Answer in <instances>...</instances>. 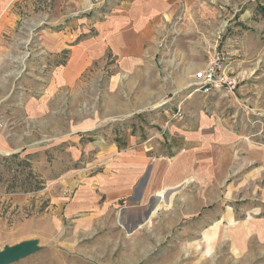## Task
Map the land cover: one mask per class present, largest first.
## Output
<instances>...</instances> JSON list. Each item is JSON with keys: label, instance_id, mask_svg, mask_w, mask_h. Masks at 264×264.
I'll return each mask as SVG.
<instances>
[{"label": "rangeland", "instance_id": "1", "mask_svg": "<svg viewBox=\"0 0 264 264\" xmlns=\"http://www.w3.org/2000/svg\"><path fill=\"white\" fill-rule=\"evenodd\" d=\"M68 1L56 0L63 8L69 7ZM56 2L13 0L5 13L14 24L8 31L10 18L6 21L3 31L8 32H3L1 43L10 53L5 49L0 64V250L24 240L38 241L39 252L13 264H229L232 226L264 219V0L224 4L219 33L207 31L205 38L190 34L198 51L188 54L183 69L159 67L134 77L107 58L102 69L95 63L82 74L84 84L92 75V85L64 87L54 99V69L65 65L69 47L79 38L93 35L83 32L73 39V22L65 16L56 24L44 21V13L52 16ZM89 2L91 7L73 13L93 22L106 6ZM243 10L247 19H237ZM44 26L66 36L64 51L57 56L44 50L39 36ZM212 62L218 63V74L235 80L234 88L200 90V99L185 100L195 90L194 74ZM152 78L170 84L164 88L168 97L177 90L174 81L184 84L170 100L146 101L152 89L161 87ZM113 99L124 105L123 116L108 114ZM27 103L36 106L29 111ZM193 103L215 116L221 130L232 136L233 143L221 155V187L214 190L209 177L204 178L205 188L181 186L191 196L170 197L167 208L162 207L167 205L165 193L159 192V208L152 213L156 198L109 202L96 183L89 187L103 174L100 163L109 157L104 152L109 143L120 152L127 139L151 141L159 152L153 163L184 152L166 128L181 123L184 108ZM215 155L206 151L207 160L217 159ZM257 170L253 181L259 188L252 193L246 178ZM91 195L97 197L95 204L82 209L79 203ZM197 198L203 205L193 214ZM183 202L191 209L182 218ZM208 238L214 240L211 245Z\"/></svg>", "mask_w": 264, "mask_h": 264}, {"label": "crops", "instance_id": "2", "mask_svg": "<svg viewBox=\"0 0 264 264\" xmlns=\"http://www.w3.org/2000/svg\"><path fill=\"white\" fill-rule=\"evenodd\" d=\"M12 1L0 0V64L6 49L1 44L3 43V32L12 31L14 24L12 18L5 16ZM89 1L70 0L68 1L69 7L63 8V5L59 4L61 2L57 4L55 0L56 7L52 16L44 13L43 20L52 22V24L61 22L64 16L71 20L74 30L70 36L73 39L83 32L91 31L93 34L79 38L74 45L69 47L65 65L54 69L50 79L51 87L54 89V99L60 97L64 87L78 85V83L92 85L94 83L92 75L90 74V80L85 81L84 84L83 79L80 80L82 74L92 68L95 63L100 64L98 66L102 69L106 65L107 58L115 63V68L127 71L129 75L133 73L134 77H142L146 74V70L159 67L171 70L183 69L184 63L188 60V54H192L197 49L190 34L195 31L197 37H204L207 31L213 32V35L219 33L220 18L224 15L222 6L229 2V0H108L101 18L91 22L84 15L77 16V12L91 7ZM74 10L77 11L76 14L73 13ZM247 15V10H243L237 19L240 17L246 20ZM9 18L10 26L7 29L3 28ZM47 28L44 26L39 31V36L43 40L45 52L57 56L64 51L65 38L63 37L66 36L59 31H50ZM3 29L8 31H3ZM13 38L14 32H11L10 39ZM200 44L204 45L202 42ZM9 53L6 49V55ZM151 80L161 87L152 89L153 91L149 94L150 98H146V101L170 100L184 84V82L174 81L173 85L177 90H174L171 97H168L165 96L164 88L170 84L166 83L165 79H161V82L157 78ZM167 90L171 93L168 88ZM139 93L142 94V92ZM200 94L204 92L192 90L186 94L185 100L200 99L202 97ZM110 101L108 110L112 113L108 114L123 116L124 105L115 104V99ZM27 104L30 111L36 104L38 106L39 102ZM116 106L119 107L116 108ZM184 111L185 119L181 123H172L166 128L169 137L179 148H183L184 152L174 153L172 160H155L153 163L151 158L157 156L159 152L151 141L147 140L142 144L137 142L136 138L127 139L126 148L120 152L115 144L109 143L106 146L107 150L104 151L109 157L100 163L103 174L95 181L88 183L89 187L91 188L93 183H96L100 192L109 198V202L115 198L129 199L131 196L137 198V203L142 202L147 196L156 198L151 213L160 201L159 192L165 193L167 205L162 207L167 208L170 197L191 196L186 192V188L181 190V186L186 185L189 188L191 184V187L196 189L205 188L204 184L207 179L204 178L209 177L212 179L214 190L221 187L222 177L219 174L223 163L221 155L223 151H227L229 142L233 143L232 136L221 130L215 116L207 115L203 109L195 107L194 103L192 108L187 105ZM150 149L152 152L148 153ZM206 151L216 153L217 159L207 160ZM261 161L264 163V156ZM258 174L259 170L246 178L247 182L250 181L252 193L259 188L256 186V180L253 181ZM261 177L264 175L262 174ZM260 193L263 197L264 187ZM96 200L97 197L91 195L85 203L79 204L81 207L89 208L95 204ZM202 201L203 199L197 198V206L193 214L200 210L203 205ZM190 207L183 202L182 218L190 215ZM171 219H174V216H171ZM173 223H169L168 227ZM185 228L186 225H183L182 229ZM228 235L231 246L229 264H264V219L246 223L237 222L232 226ZM213 241L212 238H208L207 242L211 245ZM203 255L207 254L203 253ZM211 261H216V259ZM197 264H206V262L202 261ZM208 264L216 263L208 262Z\"/></svg>", "mask_w": 264, "mask_h": 264}, {"label": "built area", "instance_id": "3", "mask_svg": "<svg viewBox=\"0 0 264 264\" xmlns=\"http://www.w3.org/2000/svg\"><path fill=\"white\" fill-rule=\"evenodd\" d=\"M91 1L95 3H101L103 6H106L108 0ZM217 69L218 63L212 62L206 68L200 70L199 72H196L194 74V88L196 90H203L204 92L208 91L211 88H220L224 85L234 88L235 80H228L226 76L218 74Z\"/></svg>", "mask_w": 264, "mask_h": 264}, {"label": "water", "instance_id": "4", "mask_svg": "<svg viewBox=\"0 0 264 264\" xmlns=\"http://www.w3.org/2000/svg\"><path fill=\"white\" fill-rule=\"evenodd\" d=\"M41 249L42 247L38 244L36 239L24 240L13 245H6L0 250V264H13L39 252Z\"/></svg>", "mask_w": 264, "mask_h": 264}, {"label": "trees", "instance_id": "5", "mask_svg": "<svg viewBox=\"0 0 264 264\" xmlns=\"http://www.w3.org/2000/svg\"><path fill=\"white\" fill-rule=\"evenodd\" d=\"M263 13H264V9H262ZM19 155V154H18Z\"/></svg>", "mask_w": 264, "mask_h": 264}]
</instances>
